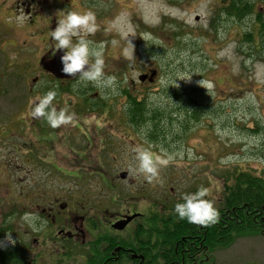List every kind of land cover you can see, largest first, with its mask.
I'll use <instances>...</instances> for the list:
<instances>
[{
    "label": "rangeland",
    "instance_id": "rangeland-1",
    "mask_svg": "<svg viewBox=\"0 0 264 264\" xmlns=\"http://www.w3.org/2000/svg\"><path fill=\"white\" fill-rule=\"evenodd\" d=\"M92 1L94 5L84 0H61L55 6L42 1L39 10L44 8L42 15L51 19L68 8L96 13L99 27L90 39L104 42L105 71L117 77V94L105 95L106 90L91 83L55 80L47 74L38 61L52 47L49 30L56 22L54 26L28 22L14 0H0L2 238L5 232H12V237L16 233V202L6 195L14 193L19 165L29 162L27 150L31 151V162L54 160L59 167L67 168L64 171L70 176H62L48 166L54 187H67L73 195L65 207L70 216L91 211L101 237L114 214L152 211L159 216L170 215L183 193L200 186L208 189L205 198L216 206L222 179L238 170L264 176V58L259 49L253 50L243 40L247 30L256 37L250 19L228 17L223 9L228 0ZM142 2L158 9V23L145 19L139 7ZM121 10L128 11L135 27V37L131 38L134 59L123 54L125 42L118 33L105 31L107 22ZM142 33H151L152 39L143 40ZM113 38L119 40L118 45H111ZM229 44L234 48L228 49ZM222 51L232 53L233 58ZM237 60L239 69L234 71ZM177 72L188 80H179V87L162 85L163 79L175 77ZM143 75L146 78L140 80ZM200 80L211 81L212 86L202 87ZM49 89L57 92L53 101L57 109L66 107L74 113L71 122L54 128L53 144V137L46 133L51 130L47 122L30 115L34 98ZM128 98L166 111H175L176 106L189 101L202 102L205 108L197 123L180 127L182 122L178 120L168 122V134L154 139L148 137L145 128L131 125L125 117ZM16 119H21V128L14 123ZM137 145L158 155H173L151 182L128 172V149ZM79 150L84 155L83 163L76 170L83 175L82 181L72 178L67 167L79 161ZM222 158L226 159L222 162ZM122 173H126L124 179ZM23 204L31 208L29 202ZM207 255L210 258L206 264H264V235L240 236L226 248ZM69 264L82 263L70 258Z\"/></svg>",
    "mask_w": 264,
    "mask_h": 264
},
{
    "label": "flooded vegetation",
    "instance_id": "flooded-vegetation-1",
    "mask_svg": "<svg viewBox=\"0 0 264 264\" xmlns=\"http://www.w3.org/2000/svg\"><path fill=\"white\" fill-rule=\"evenodd\" d=\"M42 1L55 6L57 1L61 0H14L16 9L22 10V13L26 14L28 22L35 24V22L41 21L48 26L50 24L54 26L56 18L51 19L46 14L42 15L44 8L39 10ZM86 1H88V5H94L92 0H84L85 3ZM62 4L61 2L60 9H63ZM51 48L44 55L46 59L53 57ZM74 79L70 80V83H73ZM125 117L127 120L130 118L129 115ZM20 121L21 119L14 120L19 128H21ZM23 122L27 124L25 120ZM47 128L51 129L46 133L53 137V141L50 142L53 144L55 142L54 128L48 124ZM30 130L32 131V129ZM30 149L32 148L30 147ZM25 153H27L26 158L29 159V162L19 165V175L14 179V193L6 195L10 199L13 197L12 200L16 202L17 228L13 237L16 243L0 246V264H69L70 258H76L82 264H146L150 261L145 257V254L148 253V243L141 246L134 241L139 231L151 230L149 227L138 225L140 221L145 222L146 214L137 211L127 212L126 215L116 216L114 214L107 223L108 227L104 228V235L99 236L97 225L92 221L91 211L87 210L83 215L70 216L65 207L73 195L67 187H54L53 173L50 172L48 166L62 176H70L64 171L67 168L59 167V162L54 160L31 162V151L28 153L27 150ZM76 156L79 161H73L67 167L71 170L72 178L82 181L81 175L76 169L81 168L83 152L79 150ZM26 166L31 168L28 170ZM37 172H40L38 176ZM23 202H29L31 208H27ZM36 210L39 211L42 219L46 220V226L41 231L33 232L20 220V217L26 211ZM134 212L141 216L131 220L123 229L118 230L111 227L113 222ZM1 239L0 236V241H2Z\"/></svg>",
    "mask_w": 264,
    "mask_h": 264
},
{
    "label": "trees",
    "instance_id": "trees-1",
    "mask_svg": "<svg viewBox=\"0 0 264 264\" xmlns=\"http://www.w3.org/2000/svg\"><path fill=\"white\" fill-rule=\"evenodd\" d=\"M223 9L233 20L250 19L255 26L256 37L251 30H247L243 40L253 50L259 49L258 52L264 58V0H228ZM125 108L131 125H141L148 137L157 139L168 134V122L171 124L178 120V123L182 122L180 127L197 123L205 104L189 101L176 106L175 111H166L128 98ZM221 182V197L214 206L218 210L215 223H189L186 219L178 218L175 213L148 218V222L142 226L153 229L139 231L135 239L141 246L148 243L145 257L150 261L146 264H206L210 258L207 254L226 248L236 238L264 235V176L238 170Z\"/></svg>",
    "mask_w": 264,
    "mask_h": 264
},
{
    "label": "clouds",
    "instance_id": "clouds-1",
    "mask_svg": "<svg viewBox=\"0 0 264 264\" xmlns=\"http://www.w3.org/2000/svg\"><path fill=\"white\" fill-rule=\"evenodd\" d=\"M139 7L144 11L145 19L151 23L159 22L158 9L142 2ZM96 13L90 9L86 10H61L56 18V26L49 30L52 43V55L57 50L62 51L60 61L61 71L64 74L75 77L78 83H91L107 94L118 93V82L115 75L105 71L104 42L96 43L90 39L98 30ZM105 31H115L120 39L124 40L125 46L123 54L133 58L134 44L132 37H135V27L130 19L127 10H121L111 18L105 27ZM143 40L152 39L151 33H142ZM111 45L116 46L119 40L113 38ZM228 49L234 48V44H229ZM229 59L233 58L230 52L222 51ZM157 56V55H154ZM153 56V57H154ZM152 57V58H153ZM258 64L260 62H257ZM264 66V65H262ZM239 69V62L233 64V70ZM78 74V75H77ZM179 80H188L184 74L177 72L175 77L165 78L162 85L169 87L175 85L179 87ZM202 87H211V81H198ZM57 96L55 89L47 90L43 95L34 98L31 104L30 115L33 118L42 117L51 128H56L61 124H67L74 119V113L66 107H57L53 104ZM131 155V162L128 164V172L133 175L142 176L146 181H153L159 177L160 168L166 166L173 158L172 154L158 155L150 148L143 146H130L128 149ZM226 158H222L223 160ZM208 189L204 186L198 187L194 192H185L181 200L176 202L173 212L180 219H186L189 223L208 225L215 223L218 218V210L213 206V201L206 199ZM20 220L23 221L33 232L41 231L46 226V220L42 219L39 211H26ZM16 241L12 237V232H5L4 238L0 241V246L14 245Z\"/></svg>",
    "mask_w": 264,
    "mask_h": 264
},
{
    "label": "water",
    "instance_id": "water-1",
    "mask_svg": "<svg viewBox=\"0 0 264 264\" xmlns=\"http://www.w3.org/2000/svg\"><path fill=\"white\" fill-rule=\"evenodd\" d=\"M62 55V51L57 50L56 54L51 58V59H41L40 64L42 68L52 74L55 78H60V79H69L73 78V76H69L68 74H64L61 71L62 64L60 61V56ZM78 75V74H77ZM140 80H144V77H140ZM126 173H122L121 177L125 178ZM136 214H133L131 216L124 217L123 219L115 222L112 224V227L115 229H122L132 218H134Z\"/></svg>",
    "mask_w": 264,
    "mask_h": 264
}]
</instances>
